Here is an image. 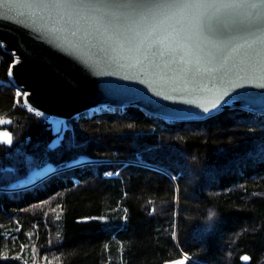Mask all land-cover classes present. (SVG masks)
Here are the masks:
<instances>
[{"label": "trees", "instance_id": "16d2710c", "mask_svg": "<svg viewBox=\"0 0 264 264\" xmlns=\"http://www.w3.org/2000/svg\"><path fill=\"white\" fill-rule=\"evenodd\" d=\"M14 61L0 43V264H264V113L107 105L57 126Z\"/></svg>", "mask_w": 264, "mask_h": 264}, {"label": "water", "instance_id": "95a60500", "mask_svg": "<svg viewBox=\"0 0 264 264\" xmlns=\"http://www.w3.org/2000/svg\"><path fill=\"white\" fill-rule=\"evenodd\" d=\"M6 3L12 11L0 12V42L15 56L11 75L36 109L71 118L101 106L140 105L177 120L235 107L264 113L262 73L246 70L253 39L247 34L209 32L188 17L101 16L36 7L41 0ZM181 260L189 263L183 256L165 264Z\"/></svg>", "mask_w": 264, "mask_h": 264}, {"label": "snow or ice", "instance_id": "6c2138e0", "mask_svg": "<svg viewBox=\"0 0 264 264\" xmlns=\"http://www.w3.org/2000/svg\"><path fill=\"white\" fill-rule=\"evenodd\" d=\"M35 6L101 16H115L119 13L121 16L136 14L165 18L188 17L200 21L202 27L209 32L244 33L253 38L248 45L251 52L245 53L248 58L246 70H259L262 73L260 78L264 79V0H41ZM5 10L12 11V8L6 0H0V12ZM182 31L183 29L176 30L177 37ZM217 104H213V108ZM11 142L7 141L9 144ZM212 215L214 213H210V217ZM184 259H188L187 254ZM244 259L247 260L248 257ZM174 264H184V260L175 261Z\"/></svg>", "mask_w": 264, "mask_h": 264}, {"label": "rangeland", "instance_id": "374dc122", "mask_svg": "<svg viewBox=\"0 0 264 264\" xmlns=\"http://www.w3.org/2000/svg\"><path fill=\"white\" fill-rule=\"evenodd\" d=\"M59 123H66L65 121H61V120H56V122H54V124H56L57 126H59ZM0 139L2 141H8V140H11L12 141V134L9 130L7 129H0ZM52 170V167L51 166H48L44 169H41V170H37L35 171L32 176L29 178L28 181H34L36 180L37 178L49 173L50 171Z\"/></svg>", "mask_w": 264, "mask_h": 264}, {"label": "built area", "instance_id": "2783aa9c", "mask_svg": "<svg viewBox=\"0 0 264 264\" xmlns=\"http://www.w3.org/2000/svg\"><path fill=\"white\" fill-rule=\"evenodd\" d=\"M12 79H13V82L22 90V88H21V86H19L17 83H16V81L14 80V78H13V76H12ZM26 95V94H25ZM25 99H26V96H25ZM26 102H27V104L30 106V107H32L29 103H28V101H27V99H26ZM36 112H38V113H40V114H42V115H44L45 116V118L47 119V120H49V121H51V122H56V120H61V121H65L66 122V117H63V116H58V115H54V114H51V113H47V112H44V111H41V110H39V109H36V108H34V107H32Z\"/></svg>", "mask_w": 264, "mask_h": 264}]
</instances>
